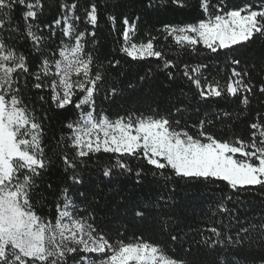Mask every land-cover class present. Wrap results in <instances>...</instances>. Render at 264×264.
<instances>
[{
    "label": "snow or ice",
    "instance_id": "6c2138e0",
    "mask_svg": "<svg viewBox=\"0 0 264 264\" xmlns=\"http://www.w3.org/2000/svg\"><path fill=\"white\" fill-rule=\"evenodd\" d=\"M170 2L194 7L197 17L188 23H165L158 30L166 40L171 37L175 59L157 46L158 37L150 32L136 42L139 17L130 20L127 15L119 51L132 61L155 58L168 82L186 80L201 99H238L244 106L240 115H251V103L257 100L262 107L247 123V138H218L207 130L214 126L209 119L193 122L195 132L186 121L182 127L179 97L168 109L149 106L113 118L97 108V98L102 89L105 100L123 95L119 81L106 80L108 69L121 61L101 59L95 31L99 4L93 0L84 7L83 21L91 32L79 28L78 0L61 3V15L44 24V32L39 23L44 0H0V264H264V211L251 219L241 214V194H258L264 201V100L259 99L264 97V78L254 80L249 69L232 67L226 83L209 81L207 64L181 59L182 52L202 54V48L219 56L264 40V0H246L242 6H230L226 0ZM167 3L146 0L145 7L155 10ZM115 19L108 16L111 22ZM230 63L239 66L241 60L233 56ZM150 75L151 69L140 80ZM134 87L127 84L128 89ZM32 90L46 93L39 96L42 105L50 100L57 110L74 109V118L64 123L56 139L54 156L45 145L47 113L40 117V109L25 101V91ZM53 164L71 173V184L65 182L58 192L47 184L54 212L44 214L43 206L37 208L39 200L34 201L40 196L37 180ZM85 171L109 181L134 174L137 186L151 175L157 178L156 186L143 192L112 188L108 193H73V186L85 183ZM179 181L194 182L186 187L215 186L221 192L201 210L204 226H189L191 236L177 230L179 218L173 214L170 184ZM109 195L119 197L120 203L109 206ZM129 227L146 228L153 235L146 238L139 231L126 238Z\"/></svg>",
    "mask_w": 264,
    "mask_h": 264
},
{
    "label": "trees",
    "instance_id": "16d2710c",
    "mask_svg": "<svg viewBox=\"0 0 264 264\" xmlns=\"http://www.w3.org/2000/svg\"><path fill=\"white\" fill-rule=\"evenodd\" d=\"M67 2L69 5L73 0H44L43 14L39 18L41 30L47 32V29L43 28L44 24H52L53 21L61 15L60 4ZM80 7L76 9V14L81 16V22L79 28L84 30L87 28L89 32L93 29L90 25H86L83 21L84 7L93 0H78ZM99 4V26L95 29L96 39L99 41V51L101 53V59L107 57L110 60L119 59L121 61L117 68H109V75L106 76V80L119 81L120 86L124 88L122 96H117L114 100H105V91L102 89L97 98V108L104 109L110 116L115 118L116 115H123L128 110L139 109L144 111L149 106L155 108L159 105L160 109H168L172 105L176 104L177 97L182 102V127L183 122L186 121L190 131L195 132L196 129L190 126L193 122H198L201 119H209L213 121L214 126H206L207 130L213 132L218 138L228 139L233 135H239L241 137H248L249 129L247 123L251 122L252 117L256 116V110L260 109L262 105L253 100L251 103V115L245 111L242 115L239 114V109L243 108V105H239L236 98L225 97H213L209 99H201L194 86H191L186 80L176 83H170L167 81L166 76L159 71L157 67L158 61L155 58H149L143 61H132L119 51L121 44L123 43L122 33L124 31L123 17L127 15L130 20H135L139 17L138 29L135 35L136 42L147 39V34L150 32L152 35L158 37L156 44L158 47L164 46L165 51H169L171 58H176L177 49L171 40V37L164 38V35L158 30L165 23L181 24L193 22L197 17L195 15V8H180L176 5H172L170 0L163 7H159L155 10L147 9L145 7L146 0H94ZM187 3L195 5L196 0H186ZM246 0H226V3L230 6H242ZM115 16L114 22L108 20V16ZM60 38L59 30L57 29V36L55 39L58 41ZM89 45L92 43V37H87ZM169 46L170 50H169ZM202 54H189L187 52L181 53V59L190 63L196 64L197 62H203L208 65L205 71V76L209 81L213 78L220 80L221 83H226L228 76L231 73L232 67H238L239 69L247 68L251 71V75L254 80L264 78V40L257 39L254 43L237 48L235 51L221 52L219 56L207 52L201 48ZM235 56L241 60L239 66L232 65L230 63L231 57ZM38 58L33 59L32 67L35 68V64ZM107 64V60H104ZM152 70V75L147 76L145 80L141 81L140 77L145 76ZM131 82L136 85L132 89L127 88V84ZM30 87V85H29ZM25 101L29 104H35L37 109H40L38 115L43 117L45 112L48 119L44 120L45 124V145L48 147V154L54 156V145L56 139L62 134V128L64 123L74 118V109L69 108L66 111L55 109L49 100L48 103H43L39 100V96L46 95L45 92L37 90L25 91ZM260 100H264V97H260ZM50 109V110H49ZM224 113L231 114V119L224 116ZM219 114V118H217ZM239 115V119H237ZM248 118L247 120L245 118ZM177 118H181L180 114H177ZM102 160H106L103 157ZM134 165L139 161H133ZM68 173L67 175H70ZM67 175L63 172V167L60 164H53L52 167L47 169L41 178H38L37 183L40 185V196H43V200L40 196L34 198V201L39 200L37 208L43 206L44 214L54 212V208L51 205V192L47 189V184L51 183L57 192L59 187L63 186L65 182L71 184L68 181ZM157 178L151 175L145 176L140 186L136 185V177L134 174H128L124 176H113L109 181L108 178H104L100 173L91 175L88 171L84 172L85 183L83 185H76L72 187L73 193L87 192L89 189L95 190L98 193H108L109 189L119 188L123 193L131 192L137 189L139 192H143L149 188L155 187V180ZM162 183V181H161ZM187 183L179 181L175 185L170 184V188H174L173 199L175 203L172 205L173 214L179 218V230H183L184 233L189 232V226L195 228L197 226L203 227L200 222L202 216V209L208 207L212 201L221 195L219 188L215 186L205 187H186ZM220 187H223V182H217ZM79 199V197H77ZM97 199L101 203L105 200L102 196H98ZM109 206L120 203L119 197L108 196ZM45 201L48 203L45 204ZM241 214H248L249 218H258L259 214L264 211V201L261 200L258 194H241ZM231 207V205H229ZM104 217H101L103 219ZM107 219H111L109 213ZM144 231L145 237H151L153 233L146 228L129 227L126 238H130L133 232ZM156 239L162 240L163 237L156 236ZM175 247L173 246V251Z\"/></svg>",
    "mask_w": 264,
    "mask_h": 264
}]
</instances>
